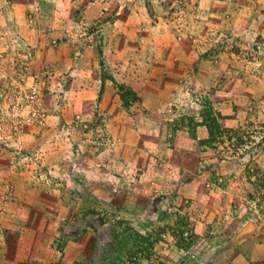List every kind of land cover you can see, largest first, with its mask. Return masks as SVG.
I'll return each mask as SVG.
<instances>
[{
  "label": "rangeland",
  "instance_id": "1",
  "mask_svg": "<svg viewBox=\"0 0 264 264\" xmlns=\"http://www.w3.org/2000/svg\"><path fill=\"white\" fill-rule=\"evenodd\" d=\"M118 5H135L142 14L145 34L156 27L159 50L137 45L127 49L121 59L114 57L117 51L112 46L106 51L100 23L103 19L113 22L116 10L89 24L75 17L64 20L63 29L53 24L40 29L38 8L32 7L26 23L35 35L30 30L23 35H1L0 250L11 245L18 256L23 255V247L33 254L36 234L32 228H21L23 220L38 214L32 209L41 201L61 205L55 212L61 216L57 232L46 237L45 258L16 260L23 264L196 261L194 202L190 197L181 198L176 186L167 190L163 178L171 171L165 149L171 144L172 130L160 132L162 143L165 141L162 148L150 145L156 143L159 130L148 124H155L158 118L155 113L146 120L141 104L156 53L164 54L162 48L171 44L177 46V54L182 53L178 43L205 57L208 64L224 61V67L236 71L242 88L238 94L244 99L239 97L232 126L220 122L223 116L209 97L213 86L205 89L189 79L196 71L193 64L184 71L186 76L170 85L177 88L176 97L189 99L188 104L163 101V125L175 120L178 124L184 120L189 127L203 125L207 136L197 144L213 151L218 162L201 182V189L220 194L243 178V189L231 201L230 212L236 209L249 222L246 231L264 222V0H119ZM60 48L67 60L64 65L58 59ZM93 54L100 77L111 79L117 89L125 115L126 120L122 116L114 129L108 123L109 115L99 109L100 93L87 98L83 85L74 83L78 61L87 64ZM79 70L82 74L85 68ZM119 84L135 93L127 97L128 106L120 99ZM160 93L163 98L169 96ZM189 134L194 136L192 130ZM124 142L125 147H120ZM140 148H147L149 154L145 164L135 159ZM134 194L140 202H148L153 212L134 211ZM137 218L149 222L141 226ZM50 231L48 226L47 234ZM76 240L79 242H71ZM13 261L0 259V264Z\"/></svg>",
  "mask_w": 264,
  "mask_h": 264
},
{
  "label": "crops",
  "instance_id": "2",
  "mask_svg": "<svg viewBox=\"0 0 264 264\" xmlns=\"http://www.w3.org/2000/svg\"><path fill=\"white\" fill-rule=\"evenodd\" d=\"M111 1L113 0H0V46L4 45L1 35H4L2 38L15 32L23 35L27 33V30L35 35L32 32L34 29L28 27L26 19L32 7H37L38 17L41 20L38 27L40 29L52 24L59 29H63L64 20L74 19L75 17L82 18L89 24L116 10L115 14L118 16L112 19L113 22L104 21L103 19L99 30L102 31L100 36L104 44L102 47L109 51L112 46V50L117 51L114 57L120 59L125 56L126 50L133 46H149L154 50H159L162 47L156 45L159 43V36L154 32L156 27L151 26L150 29L153 30H147L148 32L145 34V30L140 24L142 14L136 11L135 5H129L128 7L123 5L121 7L118 5L119 0ZM232 13L236 14L235 12ZM261 30L264 33V28ZM177 45L182 49L180 54H177L175 44L163 47L164 54L162 55L156 53L153 71L157 74L152 71L150 79L145 84L141 95V104L144 107L146 120L151 119V115L155 113L158 118V121H154L155 124H152L153 122L148 124L150 129L159 130L155 138L156 143H150V145L155 144L162 148L161 146L165 141L162 143L160 132L163 131V128L172 130L171 144L169 148L165 149L171 160L169 165L171 171L166 172L163 178H165L167 190L176 186L181 198L183 196L190 197L194 202L191 211H193V215L197 220L193 230L194 242L197 244V256L193 264H264V222L256 226L257 228L246 231L245 227L249 222L243 220L241 213L239 214L236 209L230 212L231 201L237 199V195L243 189V178L239 179V183L227 187L220 194L202 190L200 187L201 182L205 180L211 170L217 168L216 163L218 162L215 160L213 151L204 150L197 144L199 139H204L207 136L205 127L201 124L189 127V124L186 125L184 120L181 124H178L177 120L168 124L166 122L164 126L161 112L163 101L166 104H174L175 106L178 102L184 101L188 104L189 99L183 96L176 97L177 88L173 90L170 85L180 77H184V71H188L191 64H193L196 66V71L189 79L192 83L204 86L205 89H210L213 86V89H210L209 97L214 108L223 116L220 122L225 126H232L236 123L235 117L239 112L236 107L239 97L244 99L243 95L239 96L238 94L239 89H242L239 88L240 80L236 77V71L232 67H229V69L224 67V61L219 62L218 65L208 64L205 57L198 56L191 49L184 50L186 47L184 45L178 43ZM63 50L62 48L58 50V59L64 61L61 63L62 65L67 61L62 58ZM164 56L167 58L161 63V58H164ZM95 57V54L89 56L87 64L83 60L78 61L74 83L77 87L80 84L83 85V90H85V93L87 92V98H94L100 93L99 109L109 115L108 123L109 125L112 123L114 129V125H120L121 121L119 120L122 119V116L126 120L125 115L121 110L117 89L113 86L112 81L101 79ZM159 66H162V69L158 70ZM81 68H85L82 74L79 70ZM216 84H218L217 87H215ZM170 89L173 91L172 93ZM160 92H167L166 94L169 95L167 99L163 98ZM182 111L186 114L190 112V110ZM121 127H123V124H121ZM191 130L194 136L189 134ZM125 145L124 142L120 147L123 148ZM119 151L121 154L126 152L125 149ZM135 153L140 155L135 159L145 164L146 157L149 155L147 148H140L139 152ZM147 163L150 164V161L148 160ZM206 166L210 167L206 169ZM179 172L186 173V178H183ZM131 199H135L132 207L134 211L139 208L140 211H146V213L153 212L150 207L148 208L149 203L140 202L136 194L131 196ZM14 206L19 208L20 204L15 203ZM32 210L38 211V214L36 213L34 217L23 220L25 227H21L23 224H18V227L34 229L36 236L32 242L37 245L32 248L33 254L26 252L27 248L23 247L21 251L23 255L18 256L14 249H11V245L8 244L9 246L5 245L0 250V259L14 260L11 264H23L16 260L45 258L43 254L48 241L46 237H52V234L57 232L61 216L55 212L61 210V205L56 203L50 205L46 204L45 201H41L36 208L33 206ZM50 212H54V214ZM148 222H139V218L136 221L141 226H145ZM48 226L51 227L49 234H47ZM71 242L77 243L79 240Z\"/></svg>",
  "mask_w": 264,
  "mask_h": 264
},
{
  "label": "trees",
  "instance_id": "3",
  "mask_svg": "<svg viewBox=\"0 0 264 264\" xmlns=\"http://www.w3.org/2000/svg\"><path fill=\"white\" fill-rule=\"evenodd\" d=\"M102 80H104L103 78H101ZM111 80V79H110ZM118 86V89H119V91H120V99H121V101L123 102V105L124 106H128L129 105V102H128V100H127V97L129 96V95H133V97H134V92L131 90V89H129V88H125V87H123V85H117ZM206 115H208V114H206ZM213 121V120H212ZM209 127H210V125H209ZM210 133L212 134V130H210Z\"/></svg>",
  "mask_w": 264,
  "mask_h": 264
},
{
  "label": "built area",
  "instance_id": "4",
  "mask_svg": "<svg viewBox=\"0 0 264 264\" xmlns=\"http://www.w3.org/2000/svg\"><path fill=\"white\" fill-rule=\"evenodd\" d=\"M33 89H36L37 88V83L34 82L33 85H32Z\"/></svg>",
  "mask_w": 264,
  "mask_h": 264
}]
</instances>
